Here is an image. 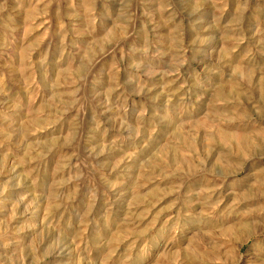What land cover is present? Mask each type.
I'll use <instances>...</instances> for the list:
<instances>
[{
	"label": "rangeland",
	"instance_id": "374dc122",
	"mask_svg": "<svg viewBox=\"0 0 264 264\" xmlns=\"http://www.w3.org/2000/svg\"><path fill=\"white\" fill-rule=\"evenodd\" d=\"M0 264H264V0H0Z\"/></svg>",
	"mask_w": 264,
	"mask_h": 264
}]
</instances>
